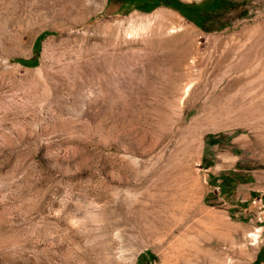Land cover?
Returning <instances> with one entry per match:
<instances>
[{"label":"rangeland","instance_id":"rangeland-1","mask_svg":"<svg viewBox=\"0 0 264 264\" xmlns=\"http://www.w3.org/2000/svg\"><path fill=\"white\" fill-rule=\"evenodd\" d=\"M250 3L247 17L207 31L165 5L0 0V264H105L115 228L130 264H251L259 253L264 264V112L199 124L211 89L234 74L191 75L185 94L190 76L177 83L174 68L184 38L244 49L264 26V0ZM230 169L252 180L225 195L212 178ZM89 200L103 223L84 233L70 221ZM197 218L215 231L193 238Z\"/></svg>","mask_w":264,"mask_h":264},{"label":"bare ground","instance_id":"bare-ground-1","mask_svg":"<svg viewBox=\"0 0 264 264\" xmlns=\"http://www.w3.org/2000/svg\"><path fill=\"white\" fill-rule=\"evenodd\" d=\"M55 26L62 28V25L59 24ZM256 29L257 31L253 35V40L244 49L240 50L236 47H231L221 52L218 49H203L198 44H195L193 39L184 38L182 48L179 51L177 50L174 63V68L179 70L176 78L177 83H181L187 76H190L188 77L190 79L193 77L191 75L194 74L204 77V80L208 81H206L207 83H209L210 78L215 77L217 74L221 75V79L229 74H234L222 88L211 89L209 98L202 105L201 113L194 119L197 123L204 124L208 120L220 115L226 116L227 122L231 123H235L236 121L247 122L251 117H255L257 121L260 119L258 115L264 112V97L262 96L264 94V26H258ZM250 36L252 35L246 34L242 38H250ZM236 57L239 58L235 61ZM190 58H192L191 61H189ZM190 66H196L198 68L197 72L193 73L189 69ZM191 79L185 83V94L190 91L191 84L193 83ZM216 79H219V77ZM236 87L242 89L243 92L241 91L240 95H235V97L225 98L229 91ZM260 96L261 98H258ZM223 99L224 101H222ZM191 210L194 212L193 215L202 217L206 216L207 213L198 202H196ZM198 222L199 226L193 230L195 233L193 238H205L209 232L213 233L215 231L210 223L208 224V222H204L202 219H198ZM226 226L228 227V224L224 223V227ZM225 229L228 231V228ZM219 233H215V235L217 236ZM251 235L254 239H257L259 233L254 232ZM186 245L189 246V244ZM168 247L171 252L170 254L178 255L180 249L173 251L172 242L168 243ZM244 248H232L230 251L233 254H242L249 258L251 250Z\"/></svg>","mask_w":264,"mask_h":264},{"label":"trees","instance_id":"trees-1","mask_svg":"<svg viewBox=\"0 0 264 264\" xmlns=\"http://www.w3.org/2000/svg\"><path fill=\"white\" fill-rule=\"evenodd\" d=\"M123 7L135 8L141 11H151L157 6L165 5L176 9L181 15L188 20L194 22L202 29L221 30L232 24L235 19L247 17L251 10L250 0H200V1H184V0H121ZM41 38V34L37 37L35 45ZM24 64L35 65V61H21ZM245 173H241L234 169L220 173L212 178L213 182L221 178V192L230 195L236 188L238 182L251 181L250 176L243 177ZM264 200V198H263ZM261 258L259 253L256 260L251 264H256ZM138 263H141V255Z\"/></svg>","mask_w":264,"mask_h":264},{"label":"clouds","instance_id":"clouds-1","mask_svg":"<svg viewBox=\"0 0 264 264\" xmlns=\"http://www.w3.org/2000/svg\"><path fill=\"white\" fill-rule=\"evenodd\" d=\"M101 208V204L95 200H89L85 205L84 215L74 216L70 223L74 228H77L84 233L99 231L103 223L99 211ZM110 235L113 247L107 254L105 264H130L129 257L131 249L125 241L122 230L120 228H115ZM85 243L88 244L91 243V241L86 240Z\"/></svg>","mask_w":264,"mask_h":264}]
</instances>
